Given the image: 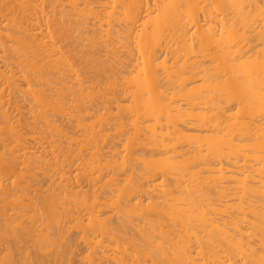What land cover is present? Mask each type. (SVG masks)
I'll return each mask as SVG.
<instances>
[{"label": "bare ground", "instance_id": "obj_1", "mask_svg": "<svg viewBox=\"0 0 264 264\" xmlns=\"http://www.w3.org/2000/svg\"><path fill=\"white\" fill-rule=\"evenodd\" d=\"M74 263L264 264V0H0V264Z\"/></svg>", "mask_w": 264, "mask_h": 264}, {"label": "rangeland", "instance_id": "obj_2", "mask_svg": "<svg viewBox=\"0 0 264 264\" xmlns=\"http://www.w3.org/2000/svg\"><path fill=\"white\" fill-rule=\"evenodd\" d=\"M115 106H113V108H114ZM44 186H46L45 184H44ZM79 248H81V247H79ZM79 248H78V250H76V251H78V253L80 252V257H81V255L83 254V252H82V254H81V251H83L82 249H83V247L81 248V250H79ZM77 253V254H78ZM78 258H79V256H78ZM77 258V259H78ZM75 264V263H74ZM76 264H78V263H76Z\"/></svg>", "mask_w": 264, "mask_h": 264}]
</instances>
